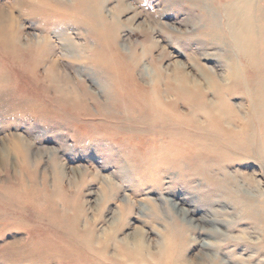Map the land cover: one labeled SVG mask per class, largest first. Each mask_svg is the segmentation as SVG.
I'll return each mask as SVG.
<instances>
[{"label": "rangeland", "instance_id": "obj_1", "mask_svg": "<svg viewBox=\"0 0 264 264\" xmlns=\"http://www.w3.org/2000/svg\"><path fill=\"white\" fill-rule=\"evenodd\" d=\"M207 1L208 6L200 5L198 0H97L94 1L97 10L93 14L87 0H0V11H3L0 12V30L6 29L4 25L7 23L4 22H9V31L16 33L13 38L15 48H20L23 58H28L29 68V75H19L14 66L17 59L3 53L0 47V91L4 89L3 93L0 92L3 96L0 97V107H3L0 108V264H89L91 259L83 261L82 253L78 254L77 250L72 260L74 254L70 250L73 249L64 244L67 240L60 227L65 228L71 238L89 233L104 238L113 232V224L126 203L134 205V213L128 220L130 225L115 235V242L109 249L114 264H123L119 256L121 250L116 244L122 241L133 244L141 233V246L148 255L156 256L150 261L160 264H171L168 252L173 248H178L176 256L181 254L192 264H208L209 260L203 258L209 257L225 259L226 264H257L256 258L251 259L256 252L252 243L261 227L246 218L244 207L247 203L240 201L242 199H229L218 187L196 175L198 162L193 165L191 161L201 149L200 142L173 140L169 135L152 137L154 141H149L151 137L146 136L141 141L142 135L135 132L129 138L126 116L121 115V110L105 106L110 87L102 71H108L109 60L115 56L106 53L109 51L101 45L103 37L112 41L113 49L126 60L131 59L130 55L147 52L140 61L137 76L140 77L141 70H144L163 83L167 77H175L177 67L193 79L202 77L200 71L196 75L195 64L188 60L189 52L193 51L211 56V60L203 59V63L219 74V78L227 72L234 55L238 68L246 70L247 61L238 54L228 33L223 36L228 46L222 48L212 41L214 38L205 35L204 29L198 28L206 24L205 16L202 17L204 12L215 10L217 18H221L217 9L221 11L222 3L227 0L220 4L217 0ZM255 2L258 25L263 22L258 28L259 36L264 39V0ZM223 22L222 19V25ZM222 27L223 31H228ZM45 38L49 45L43 43L44 47L40 46ZM260 47L264 48V42ZM259 53V59L264 62V50ZM91 67L97 70H91L89 75L87 70ZM258 68V80L264 82V63ZM86 91L88 96L82 98ZM233 94L229 103L239 110L238 116L245 118L249 100L241 91ZM210 100L215 102L217 99L210 94L207 101ZM177 107L181 114L190 111L182 102ZM204 115L200 117L202 122ZM238 125V122L227 124L235 132L241 128H236ZM18 144L27 148L21 153ZM222 149L236 152L233 145ZM174 151L180 154L175 155ZM220 154L207 155L202 160L212 161ZM239 155L238 159L224 162L225 169H215L211 176L218 179L225 173L236 175L239 179L227 184V189L237 190L235 184L238 183L240 192L264 200V159L255 154ZM170 158L180 159L178 167L168 163ZM154 169L161 173V184L153 180L151 173ZM180 170L184 176L178 175ZM106 190L111 196L108 195V201L103 204ZM166 199L176 200L181 204L180 208H191L193 204L198 212L184 219L176 208L171 209L166 204ZM140 207L149 211V217L136 214ZM202 217L208 222L199 224L197 221L198 229L190 231L186 220ZM209 229L221 234L217 236L208 232L211 237L200 231ZM175 230L174 234L181 231L179 236L185 237L184 246L180 245L181 238L174 237Z\"/></svg>", "mask_w": 264, "mask_h": 264}, {"label": "bare ground", "instance_id": "obj_2", "mask_svg": "<svg viewBox=\"0 0 264 264\" xmlns=\"http://www.w3.org/2000/svg\"><path fill=\"white\" fill-rule=\"evenodd\" d=\"M87 1H88V5H90V8H89L90 11H92V13L95 14L97 9L95 8L96 2H94V1H97V0H87ZM223 1L224 0H217V3L220 4V2L222 3ZM198 2L200 3V5L203 4V6L209 5V2L207 0H198ZM199 3H197V4H199ZM255 3H256L255 0H252V1L251 0H233V1L227 0L225 4L222 3L221 11L219 9H217L218 13L222 14L221 18L220 17H218L219 19L217 18V15L214 13L215 10L214 11L211 10V11H207V12L203 11L205 15H202V17L205 16L203 19H205L206 24L204 26H198L199 24L197 25L198 28L204 29L203 31H205L206 36H208L210 39L214 38L215 40L213 39L212 41L213 42L215 41L216 44L218 43L217 46H221L222 48H224L225 45L228 46L226 38H223V36L226 37L225 34L228 33L231 37L230 39L232 40V43H233L235 49L238 50V52H239L238 54H240L242 56L243 60L247 61L246 64H248V66H247V68L245 67L246 70H243L241 68H238V66H237L238 60L236 59V56L234 55L235 58L231 57L230 62H229L230 66H227L228 70L223 75V78L222 77L219 78L218 77L219 74L217 75L216 72H213L210 69H208L207 66L203 63V59L205 61H206V59L211 60L210 55L205 57V56H203V54L200 55L194 51L191 53L189 52L188 60L195 64L194 70H195L196 75L199 71L202 72L201 73L202 77L200 79L197 77L198 80L191 78V76L186 74L185 70H182L181 68L178 69V67L175 69V77L174 78H168L167 77L165 83L161 82L159 80V78H157L155 76L157 78L156 79L155 77L152 76L151 73L146 72L144 70H141L140 77H138L139 74H137V73L139 71L140 61L142 60V58L147 56V54H148L147 52H144L143 55L140 54L138 56L137 55L136 56L130 55L131 59L126 60L113 49V44L111 43L112 41L110 42L108 40V38H106V37L101 38V43H102L101 45L106 47L107 50L109 51L106 53L111 52L110 55L115 56L114 59L112 58L111 60H109L111 62H109V68L107 67L108 71L107 72L102 71V73L108 79V82H109L108 86L110 87L109 94H108V100H107L106 105H105V106H107L106 108L108 109V107L110 106V108L113 107V108L121 110L123 112V114H121V115L126 116L125 117L126 122L129 125V127L126 128V131H128V134H129V138L132 137L131 134H134V132H135V133H139L142 135V139H140L141 141H144L147 138L146 136L151 137V138H149V141H154L153 138L155 136L157 137L158 135H160V136L161 135H166V136L169 135L170 139H173V140H178V141L192 140V141L200 142V148L201 149L197 150L198 153L195 155L196 157L193 155V157H195L196 159L195 160L192 159L193 161H191V164H193V165H196L198 162L199 167H198V171H197L196 175L204 178V180H206V181H209V183H211L213 186L218 187L219 191H221V192L223 191L224 195H226L229 199H235V200L236 199L237 200L242 199L240 201H244V203H247V205L244 207L245 210L247 211V215H246L247 217L246 218H248L255 225H258L261 227L260 233H257L255 235L256 241H254V243H252L253 248L255 249L256 252H255V255L251 257V259L256 258L255 262L257 261V264H264V203L262 202L264 200L261 201V199H259V198L257 199L255 196H251L250 194H248V192L247 193L246 192H240L241 187L238 183L235 184V186L237 187V190L227 189V187H228L227 184L230 185L233 182L236 183L237 182L236 179L237 178L239 179V177H237L236 175L234 176L232 174L225 173V174H222L221 177L218 179L215 178L214 176H211V173L215 169L216 170L225 169L226 165L224 164V162H226V161L228 162L231 160L238 159L237 157L240 156L239 155L240 153H244L247 156L248 155L251 156V155L255 154L256 156L264 159V82L259 81L258 77H257V75H259L258 70L261 68V67L260 68H258V67L264 63V62H261V60L259 59V56H258L261 53V52L259 53V50H264V48L261 49V47H260V44L261 43L263 44L264 39H262L260 37L261 35L259 36V34H261V33H259L258 28H259V25L261 22L258 25V19L259 18L256 16V10L257 9H256ZM214 6H216V5H214ZM261 6H262V4H261ZM261 9H263V8H261ZM121 13H122V11H121ZM2 15H4V14H2ZM263 15H264V13H263ZM135 17H138V14ZM222 19L224 20V22H223L224 25H222ZM263 19H264V17H263ZM196 20H199V19L196 18ZM216 20L218 21L219 26H218ZM2 21L4 22L3 17H2ZM10 21H11L10 24L13 25L12 20H10ZM0 23H1V21H0ZM5 23H7L6 25H4L6 27V29L3 31L0 30V32H1L0 47L3 51V53H5L6 55H9V56L12 55V57L14 59H17L16 64H14V66L16 68H18L17 69L18 74L23 75V76L24 75L27 76L26 74L29 75V72H28L29 68H28V64H27L28 58L26 56H24V58H23V54L21 52V49L15 48L14 44L16 41H14L13 38H15L14 36L16 35V33L13 30H12V32L9 31V28H8L9 22H4V24ZM262 23H261V25H262ZM222 26H224V28H226V30H228V31H226V32L223 31ZM43 43L45 45L47 44V38H45L44 42H40V46L44 47ZM47 45H49V44H47ZM45 47H47V46H45ZM98 52H99V50H98ZM225 55H227V54H225ZM9 56H7V57H9ZM221 57L225 58V56H221ZM99 60H101V59H99ZM104 61L107 62L106 60H104ZM105 64H107V63H105ZM243 65H244V62H243ZM98 69H100V67H98ZM91 70H97V68H94V67L88 68L87 74L90 75ZM101 70H104V68ZM241 70H243V72ZM195 73H194V75H195ZM156 74L159 75L160 72H157ZM260 74H261V72H260ZM196 75H195V77H196ZM198 76H199V74H198ZM83 77H84V75H83ZM162 77H164V76H162ZM162 77H160V78H162ZM150 79L152 80V82L150 81L151 83L149 84L147 82ZM227 80L230 83V85L227 82ZM113 85L115 86V90H113ZM97 90H100V88L99 89L97 88ZM5 91H7V93L9 92V90H5ZM87 91H89V90H87ZM87 91H86V93L83 94L82 98H85L86 96H88ZM240 91L242 92V94L247 96V98L249 100L248 106H250V107H249V111L247 113V116L245 118H243L241 115L238 116V114H240L239 110L233 108L229 103V98H231V96L234 95L233 93L234 92H240ZM0 92L3 93L4 89L1 90ZM228 92H229V94L227 95ZM7 93L5 95H7ZM210 94H212L217 99L215 102H213V101L211 102V100H210V102H211L210 103L209 101H207V97ZM0 95H1V93H0ZM2 95H4V94H2ZM9 95L12 96L11 93H9ZM0 97H3V96H0ZM6 98L8 100V96ZM18 98H21V97H18ZM12 99H13V97H12ZM2 101H1V104H2ZM16 101L18 102V100H16ZM16 101H15V103H16ZM4 102H5V100H4ZM96 102H98L97 99H96ZM181 102H182V104L186 105L187 108H189V110H190L186 114L182 113L183 115L181 113H179V110L177 107V106H179V104H181ZM110 103H112L113 106H111ZM215 103H218V104L215 105ZM12 105H14V104H12ZM22 105H24V104H22ZM99 105L104 106L102 103H100ZM18 106L16 105V107H18ZM0 108H3V107H0ZM103 108H105V107H103ZM202 114H205L204 115L205 119H203L204 122H202V119L200 120V117ZM234 122L239 123L238 127H236V128L241 127L240 129L237 130L238 132L232 131L231 129H233V128L230 129L229 126H227V124L232 125V123L234 125ZM171 129H173V130H171ZM205 144H206V146H203ZM169 145H170V143H169ZM227 145L228 146L233 145V147H236V149H235L236 152H234V151H233V153L231 151L226 152V149H222V147H225ZM167 147H168V145H167ZM24 148H27V146L18 144V151L19 152L22 153L23 152L22 149H24ZM160 148H162V147H160ZM164 150H166V149H164ZM179 151H181V150H179ZM156 152H158V151L156 150ZM162 152H163V150H162ZM174 152H175V155L178 153L177 151H174ZM219 153H221V154L218 155L219 156L218 159L217 158L216 159L210 158L211 155L214 156V155H217ZM172 154L174 155V153H172ZM178 154H180V152ZM207 155H210L209 158L212 159V161L210 160V161L206 162V161H203L204 159L202 160V157L204 158ZM169 156H170V154H169ZM191 158H192V155H191ZM198 159H201V160H198ZM205 160H207V159L205 158ZM163 161L165 162V160H163ZM167 161H168V163L171 164V166L178 167L180 159H176V158L171 159L170 158V160L167 159ZM167 161H166V163H167ZM234 163H236V162H234ZM170 164H167V165H170ZM230 166H231V164H230ZM181 170H180V173H178V175L184 176V173L181 172ZM186 173H187V171H186ZM151 174L154 177V179H153L154 182H157L156 184H158V183L161 184V182L163 180V178L160 176L161 173L158 172V170L154 169L153 173H151ZM236 174H238V173H236ZM187 176H188V174H187ZM151 180L152 179H150V181ZM214 180H215V182H214ZM212 182H214V183H212ZM153 186H155V185H153ZM114 189L117 192L118 189L116 187ZM107 190L104 191V192H106V196H104V198L102 199L103 204H105L108 201L109 196H111V194L108 193ZM5 193H9V192L6 191ZM9 195L10 194H8V196ZM14 195H15V193H14ZM50 196H52V195L50 194ZM10 197H12V196H10ZM55 198H56V196H55ZM12 201H11V203H12ZM49 202H51V204H53L52 201H49ZM166 204L169 207H171V209L176 208L177 211L180 213V215H182L184 217V219H186V218L188 219L189 216H192V214L194 215V213L196 214L198 212L196 207L193 206V204H192L191 208H190V206L188 208H184V207L180 208V206H181L180 203L176 202V200H168V199H166ZM194 205L200 206L198 203L197 204L195 203ZM137 211L138 212L136 213V211H135V213L137 215H139L140 217L141 216H148V214H149V211L144 210L141 207L138 208ZM133 213H134V205L131 203H126L125 207L121 211V214H120L118 220H116V222L114 221L115 224H113V225L115 227L113 228L114 229L113 232L110 234H106L104 238H97L96 236H91L90 233L87 236L76 235V237L74 236L71 238V236L69 234H67V230L65 228L59 226L61 228L62 232L64 233V236L66 237V240H67V242H64V244H66L67 246H71L70 249H73V250H70V251H73L72 254H74V253L76 254L77 251L79 252L78 254L82 253V255H80V256H82L84 258L83 261H87L85 259H91L94 262V264H110V263H113L114 261L112 259L110 260L109 249L111 247V244L115 242V237H116L115 235L130 225L129 224L130 221H128V220L130 219V216ZM42 219L43 218H41L40 221ZM20 220H21V218H20ZM49 220H50V218H49ZM52 221H53V219H52ZM186 221H187L186 223L188 225L187 227H189V230L190 231L192 230L194 232L200 226V225L197 226V224L195 225V223L197 221L199 224H202V222H206V221L208 222V219L206 217H202L199 220H193L192 219L190 221H188V220H186ZM50 222H51V220H50ZM51 223H53V222H51ZM55 223H58V222H55ZM203 225H204V223H203ZM55 230H56V228H55ZM200 231L206 232V235L211 236V237H212V235L218 236V234H221V233H215L217 230H214V229H212V230L209 229L207 231H203V230H200ZM175 232H176V230L173 231V234ZM208 232L209 233L212 232V235L209 234ZM179 233L174 234V237L175 238H178V237L181 238L182 241H180V243H181L180 245L184 246L185 245V243H184L185 237L184 236L180 237ZM261 233H263V235ZM173 234H171V235L173 236ZM34 235H36V234L34 233ZM57 235H56V237H57ZM61 237H62V233H61ZM36 238H37V236H36ZM47 238H49V237H47ZM142 238L143 237H142V233H141V234L137 235V237H135L133 244L131 242H126V241L125 242L122 241L123 244L122 243L116 244V245H119V249L121 250V253L119 254V256L121 257L123 264L127 263L129 261H131L135 264H142L145 262H150V263L152 262L151 264H160L158 261H154V262L150 261L153 259V257H156V256L153 255L152 253L150 255L147 254V252L144 250V248L140 244V242L142 241L141 240ZM42 239L43 238L41 236V241H42ZM139 240H140V242H139ZM224 240H225V238H224ZM44 242H43V244H44ZM52 248H53V246L51 247V249ZM67 248H69V247H67ZM47 249H48V247H47ZM177 249L178 248H176V249L173 248V249L169 250L168 255L170 257V263L171 264H192L191 262H187V260H185V258L181 254H178L176 256V252H177L176 250ZM14 251H16V250H14ZM40 252L41 251H39V253ZM60 254L58 253V255H60ZM75 254L73 255L72 260H74ZM40 255H41V253H40ZM80 256H79V258H80ZM259 256H261V258L257 259V257H259ZM59 257H61V256H59ZM56 258H57V256H56ZM79 258H77V260H79ZM43 259L44 258H42V260ZM47 259H48V257H47ZM203 259L205 261L209 260L208 264H210V263L212 264L216 261H218L219 264H226L225 259L219 260V259L211 258V257H209V259L208 258H203ZM248 259H250V257ZM42 260H40V261H42ZM91 260H89V262H90L89 264H92ZM114 260H115V258H114ZM75 261H76V258H75ZM118 261H119V259H118ZM250 261H249V263H250ZM55 262H57V261H55ZM67 262H68V260H67ZM70 262H71V260H70ZM76 262H78V261H76Z\"/></svg>", "mask_w": 264, "mask_h": 264}]
</instances>
